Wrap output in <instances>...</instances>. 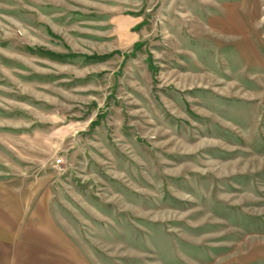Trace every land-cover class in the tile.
Wrapping results in <instances>:
<instances>
[{"label":"rangeland","instance_id":"374dc122","mask_svg":"<svg viewBox=\"0 0 264 264\" xmlns=\"http://www.w3.org/2000/svg\"><path fill=\"white\" fill-rule=\"evenodd\" d=\"M248 19L225 0H0V264H264Z\"/></svg>","mask_w":264,"mask_h":264},{"label":"crops","instance_id":"0c3cea01","mask_svg":"<svg viewBox=\"0 0 264 264\" xmlns=\"http://www.w3.org/2000/svg\"><path fill=\"white\" fill-rule=\"evenodd\" d=\"M225 6L240 8L242 17L256 16L255 20L248 19L247 22L264 24V0H225Z\"/></svg>","mask_w":264,"mask_h":264},{"label":"trees","instance_id":"16d2710c","mask_svg":"<svg viewBox=\"0 0 264 264\" xmlns=\"http://www.w3.org/2000/svg\"><path fill=\"white\" fill-rule=\"evenodd\" d=\"M96 57L98 56V55H95Z\"/></svg>","mask_w":264,"mask_h":264}]
</instances>
